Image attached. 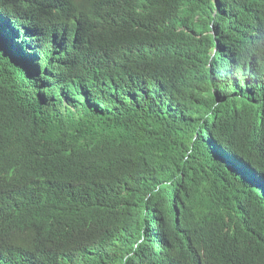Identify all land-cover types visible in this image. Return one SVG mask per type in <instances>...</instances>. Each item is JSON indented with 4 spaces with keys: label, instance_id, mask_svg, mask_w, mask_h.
Masks as SVG:
<instances>
[{
    "label": "trees",
    "instance_id": "1",
    "mask_svg": "<svg viewBox=\"0 0 264 264\" xmlns=\"http://www.w3.org/2000/svg\"><path fill=\"white\" fill-rule=\"evenodd\" d=\"M63 1L0 0V264H264V0Z\"/></svg>",
    "mask_w": 264,
    "mask_h": 264
},
{
    "label": "clouds",
    "instance_id": "2",
    "mask_svg": "<svg viewBox=\"0 0 264 264\" xmlns=\"http://www.w3.org/2000/svg\"><path fill=\"white\" fill-rule=\"evenodd\" d=\"M63 2L68 8V15H70L73 20H77L79 18V10L84 9L87 6L86 0H76L74 4H72L70 0H64ZM13 211L14 209L12 208V212Z\"/></svg>",
    "mask_w": 264,
    "mask_h": 264
}]
</instances>
